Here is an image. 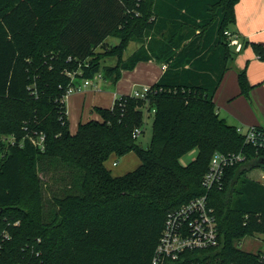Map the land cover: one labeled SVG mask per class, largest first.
Listing matches in <instances>:
<instances>
[{"label":"trees","instance_id":"1","mask_svg":"<svg viewBox=\"0 0 264 264\" xmlns=\"http://www.w3.org/2000/svg\"><path fill=\"white\" fill-rule=\"evenodd\" d=\"M237 2L0 0V264H151L167 212L205 192L215 152L246 159L226 168L221 186L208 192L219 245L195 250L193 260L263 264L262 250L238 243L264 236V184L246 176L264 170V148L245 141L214 102L234 54L224 32ZM109 36L118 41L108 45ZM137 38L138 48L123 58ZM251 45L264 60V45ZM107 55L116 57L113 65L101 63ZM149 60L166 67L144 99L116 96L70 131L63 99L69 84L101 73L114 86L124 70ZM78 69L71 80L66 70ZM238 85L250 98L255 85L246 67ZM148 114L152 132L142 147L132 134L143 132ZM193 149L195 158L182 165ZM131 151L139 166L112 175L104 162Z\"/></svg>","mask_w":264,"mask_h":264},{"label":"built area","instance_id":"2","mask_svg":"<svg viewBox=\"0 0 264 264\" xmlns=\"http://www.w3.org/2000/svg\"><path fill=\"white\" fill-rule=\"evenodd\" d=\"M224 33L227 36L228 45L234 50L240 51L243 44L238 36L227 30ZM68 59L71 58L69 57ZM84 62V65L87 66V61ZM81 64L79 63L78 66L81 67ZM165 67L166 65L163 64L162 68L165 69ZM66 73L71 80H74L76 73L82 74L79 69L74 71L66 70ZM103 81L101 73L94 74L92 78H82L79 82L68 85L63 94V99L91 85L95 90H101L100 83ZM150 90V85H143L140 90L133 89L129 96L144 99ZM237 131L244 135L245 141L256 148H264V134L261 132L257 133L256 126H247L245 128L238 126ZM140 133L137 128L133 131L132 136L138 137ZM40 140H42V137H40ZM245 159L243 153L223 154L215 152L212 155L201 182L205 192L167 212L162 232L153 251L151 264H199V262L193 260L195 250L208 249L219 245L216 217L214 208L209 205L208 192L214 187L221 186L226 168ZM115 164L113 162V165ZM9 238V233L3 231L2 240ZM262 252L261 260L264 264V248Z\"/></svg>","mask_w":264,"mask_h":264},{"label":"crops","instance_id":"3","mask_svg":"<svg viewBox=\"0 0 264 264\" xmlns=\"http://www.w3.org/2000/svg\"><path fill=\"white\" fill-rule=\"evenodd\" d=\"M234 11L235 21L229 25L230 29L227 31L238 36L242 44H244L242 48L245 46V42H259L264 45V0H238L235 4ZM137 48L138 46L136 45L134 50ZM242 48L240 51L232 48L234 54L232 53V56L227 60V69L214 94L217 113L228 124L236 127H264V91H262V89L264 90V61L259 58H254L249 64L245 65L244 60L247 61L251 55L247 48L244 49L247 50L245 52L242 51ZM130 54L124 56L127 57ZM102 64L105 65V63ZM162 65L163 63L155 60L139 61L133 69L124 70L121 78L114 85V99L116 96L130 95L136 87L155 83L164 71ZM243 67H247L248 81L250 84L255 85L251 89L249 98L253 101L251 102L252 106L247 103L246 99L245 103H240V105L236 103L235 99L239 94L237 81L238 71ZM102 84L109 85V82L104 80ZM86 91L101 92L102 90H95L93 88ZM111 105L102 107H109ZM123 158L126 157L123 156ZM131 163V166L137 164L135 159H132ZM114 176H118V174ZM260 177H262V180L254 179L264 184V175Z\"/></svg>","mask_w":264,"mask_h":264},{"label":"rangeland","instance_id":"4","mask_svg":"<svg viewBox=\"0 0 264 264\" xmlns=\"http://www.w3.org/2000/svg\"><path fill=\"white\" fill-rule=\"evenodd\" d=\"M228 30L230 27L227 28ZM142 38H137L135 41L131 40L125 50L123 51V58H125L124 55L130 54L137 46H139L140 42L142 41ZM106 41L108 45L116 43L118 40L114 36H109L106 38ZM247 48L248 52L250 53V57H248V60H244L245 65L249 64L251 60L254 58H257V53L254 51L251 43H246L245 46L242 48L243 52L247 51L244 50ZM103 48L102 47H97L95 49V53L102 52ZM116 61L115 56H103L101 58V63L105 64H113ZM264 61V60H262ZM74 68V67H73ZM246 74H247V67H246ZM238 81V77H237ZM93 89V86H88L87 88L83 89L82 91H77L69 95L65 101L66 105V110H67V117H68V126L71 132H75L77 130L78 122H84L90 118H95L98 117L95 112L92 111V108L94 106H108L112 104V101L114 100L113 92H114V86L110 85H105L100 83V89L102 90L101 92H91V91H86ZM136 89H141V87H136ZM86 91V92H84ZM262 91H264L262 89ZM84 92V93H83ZM236 103L240 105V103H245V99L247 100V103L252 106L253 102L250 100L248 97H246L243 94H238L236 97ZM143 132L140 133V135L137 137V142L142 146L146 147L150 141V136L152 132V116L148 114V116L145 117V123L143 126ZM197 154V149H193L186 154H184L180 159V163L182 165L188 164L191 160L195 158ZM126 158L117 157L115 155H111L105 162L104 165L110 172L115 175H122L125 174L126 172L132 171L135 168H137V164H140L139 159L137 158V155L135 152L131 151L124 155ZM132 159L136 160V165H132L131 161ZM128 161V162H126ZM139 161V162H138ZM113 162L116 164L113 165ZM264 175V170L263 169H252L250 172L247 173V177L249 178H256L259 180H262V176ZM261 178V179H260ZM238 247L244 251L248 252H258L259 250H262L264 248V236L259 235V234H254L253 236H246L241 241L238 243Z\"/></svg>","mask_w":264,"mask_h":264},{"label":"water","instance_id":"5","mask_svg":"<svg viewBox=\"0 0 264 264\" xmlns=\"http://www.w3.org/2000/svg\"><path fill=\"white\" fill-rule=\"evenodd\" d=\"M261 163L264 164V160H261Z\"/></svg>","mask_w":264,"mask_h":264}]
</instances>
